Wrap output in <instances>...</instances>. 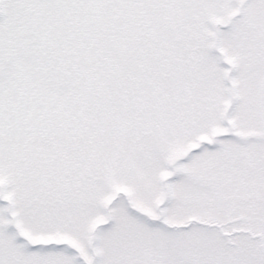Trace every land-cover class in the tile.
<instances>
[{"label": "snow or ice", "instance_id": "6c2138e0", "mask_svg": "<svg viewBox=\"0 0 264 264\" xmlns=\"http://www.w3.org/2000/svg\"><path fill=\"white\" fill-rule=\"evenodd\" d=\"M0 264H264V0H0Z\"/></svg>", "mask_w": 264, "mask_h": 264}]
</instances>
